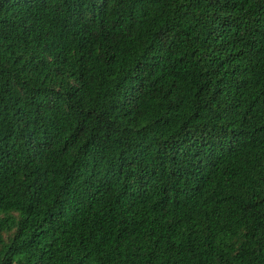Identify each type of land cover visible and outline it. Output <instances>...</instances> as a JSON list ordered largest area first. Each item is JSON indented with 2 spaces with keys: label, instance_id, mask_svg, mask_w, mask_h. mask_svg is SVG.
Masks as SVG:
<instances>
[{
  "label": "trees",
  "instance_id": "trees-1",
  "mask_svg": "<svg viewBox=\"0 0 264 264\" xmlns=\"http://www.w3.org/2000/svg\"><path fill=\"white\" fill-rule=\"evenodd\" d=\"M0 264H264V0H0Z\"/></svg>",
  "mask_w": 264,
  "mask_h": 264
}]
</instances>
